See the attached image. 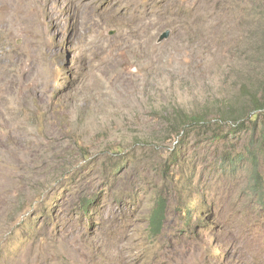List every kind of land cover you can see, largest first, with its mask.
Masks as SVG:
<instances>
[{"label":"rangeland","instance_id":"rangeland-1","mask_svg":"<svg viewBox=\"0 0 264 264\" xmlns=\"http://www.w3.org/2000/svg\"><path fill=\"white\" fill-rule=\"evenodd\" d=\"M245 90L264 0H0V264H264Z\"/></svg>","mask_w":264,"mask_h":264},{"label":"trees","instance_id":"trees-1","mask_svg":"<svg viewBox=\"0 0 264 264\" xmlns=\"http://www.w3.org/2000/svg\"><path fill=\"white\" fill-rule=\"evenodd\" d=\"M245 95L250 110L242 118L246 122L240 124L239 126H244L243 131L246 135L245 138L247 146L243 149V151L237 153L234 149L226 150L224 155L221 157V166L224 167L225 163H228L229 171L233 174L237 169L243 167L244 165H249L248 173L251 174V177L249 178L248 188L252 193L257 194L261 200L264 201V174L259 171V156L261 151L264 149V97L262 99H258L254 94H247L246 90L243 92L244 97ZM176 120L179 121V126L181 128L183 126L187 127L193 124H202L203 121H205V116H190L179 112L176 115ZM212 138L218 139L219 137L212 136ZM83 205L86 206V203ZM166 208V197L161 196V198H157L155 201V207L149 217L151 232L158 233L160 229H162ZM183 211L185 215H190V209L188 206L184 207Z\"/></svg>","mask_w":264,"mask_h":264},{"label":"bare ground","instance_id":"bare-ground-1","mask_svg":"<svg viewBox=\"0 0 264 264\" xmlns=\"http://www.w3.org/2000/svg\"><path fill=\"white\" fill-rule=\"evenodd\" d=\"M46 5L48 4L49 8L44 12L43 16L45 19L51 21L54 17V13H53V6L52 4H50L49 2H42V3H39V2H36V7L37 9L40 8L41 5Z\"/></svg>","mask_w":264,"mask_h":264},{"label":"water","instance_id":"water-1","mask_svg":"<svg viewBox=\"0 0 264 264\" xmlns=\"http://www.w3.org/2000/svg\"><path fill=\"white\" fill-rule=\"evenodd\" d=\"M168 36H169V31H165L164 33L161 34L159 40L166 39Z\"/></svg>","mask_w":264,"mask_h":264}]
</instances>
